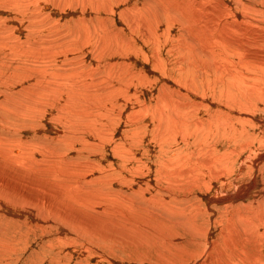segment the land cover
<instances>
[{"label":"rangeland","instance_id":"rangeland-1","mask_svg":"<svg viewBox=\"0 0 264 264\" xmlns=\"http://www.w3.org/2000/svg\"><path fill=\"white\" fill-rule=\"evenodd\" d=\"M114 1L0 0V264H264V156L249 137L253 122H245L264 117V106L254 109L252 92L254 103L236 104L218 77L231 65L234 76L264 88V78L235 75L242 53L226 36L239 17L219 18L218 10L213 25L205 5L217 10L220 0H168L180 18L149 41L126 25L123 9L136 2ZM147 1L137 0L138 14ZM253 18L264 25L262 15ZM225 45L226 61L218 56ZM262 49L245 60L257 62ZM162 111L172 113L167 129L158 126ZM209 134L215 143L207 151ZM171 162H183L175 169L180 182L171 181ZM236 176L249 186L233 188ZM66 180L86 185L68 189ZM10 193L47 202L33 210ZM47 214L57 223H43Z\"/></svg>","mask_w":264,"mask_h":264},{"label":"bare ground","instance_id":"bare-ground-1","mask_svg":"<svg viewBox=\"0 0 264 264\" xmlns=\"http://www.w3.org/2000/svg\"><path fill=\"white\" fill-rule=\"evenodd\" d=\"M51 1V0H50ZM111 1V5H113V4H115V5H118L114 0H110ZM131 1H135L136 2V6L134 5V6H130V7H128V10H127V8H124L123 9V15L126 17V19H127V22H126V25H127V27H128V29H130V31H136V30H143L144 31V33H149V41L150 40H155L154 38H153V35H152V33L153 32H155L156 30L158 31L160 28H164V25L165 24H167L169 21L168 20H173V19H177V21H178V19L180 18V17H175V14H174V8H173V6H170L169 4L171 3V2H169L168 0H148L147 2H145V4H140V6H141V9H142V11H141V13H139L138 14V6H139V3L137 4V0H131ZM144 1V0H143ZM172 1V0H171ZM176 1V0H175ZM187 1V0H186ZM192 1H194V0H192ZM47 2V1H46ZM54 2H56V0H52V3H54ZM189 2V1H188ZM195 2V1H194ZM244 2V0H220V6L218 7V9L216 10L214 7H212V9L210 8V7H207L206 5H205V9H206V11L208 12L209 10L211 11V13H214V15H213V17L211 18V17H209V18H211V21H213L214 20V16L216 15L215 13L218 11V10H221L223 13L220 15V16H218L219 18H222V19H225V13L224 12H226L229 16H232V17H235V16H238L239 18H234V22H235V30H234V32H233V35L232 36H229V35H227L226 36V38H228V41H230V42H234V45L232 46V48L236 45V47L234 48V51L235 52H237L239 49H241V53H242V56H238L237 57V59H236V61H237V63L239 64V65H241V66H237V67H234L235 69H236V71H235V75H240V74H242V75H244V74H246V73H248V74H246V75H249L250 76V74L253 76V77H255V78H258V79H263L264 78V74L262 73V71H264V64L262 65V67H261V65H260V62L261 61H263L264 60V50L262 49L261 50V53L258 55V60H257V62H255L254 60H253V58H252V56L251 55H248V60H245V58H244V55L246 54V52H257L256 51V49L257 48H259V47H264V25L261 23V22H259V21H256V20H254V18H253V13L254 12H257V14H259V15H262V17L264 18V0H245V2ZM57 3V2H56ZM131 3H133L134 4V2H131ZM187 3V2H186ZM198 3V2H197ZM200 3H201V1H200ZM43 4V3H42ZM92 4V3H91ZM109 4V3H108ZM179 4V3H178ZM182 4V3H181ZM189 4V3H188ZM205 4V3H204ZM52 5V4H51ZM94 5V4H93ZM110 5V6H111ZM131 5V4H130ZM155 5V6H154ZM203 5V4H202ZM42 6H44V8H50L51 6L48 4V3H44ZM109 6V5H108ZM109 6V7H110ZM177 6V5H176ZM186 6H187V4H186ZM190 6V4L187 6V7H189ZM198 6H199V4H198ZM209 6V5H208ZM112 8V7H111ZM110 8V9H111ZM154 8V9H153ZM193 8H195V6L193 7ZM203 9H204V7H202ZM158 10L159 12L158 13H154L155 11L154 10ZM190 9V8H189ZM203 9H202V11H203ZM181 10V9H180ZM194 12H197V13H199L198 15L199 16H201L202 14L200 13V12H202L201 10L198 12V9H197V11L195 10V9H192ZM111 10H109V12H110ZM113 11V10H112ZM177 12V11H176ZM182 12H184V10L182 11ZM187 12V11H186ZM189 12V11H188ZM193 12V13H194ZM206 12V13H207ZM105 13V12H104ZM107 13V12H106ZM180 12H178V14H179ZM185 13V12H184ZM203 13V12H202ZM205 13V14H206ZM209 13V12H208ZM210 13V14H211ZM181 14H183V13H181ZM190 14V13H189ZM188 14V17L190 16ZM195 14V13H194ZM193 14V15H194ZM204 14V15H205ZM209 14V15H210ZM252 15V22H248L247 20H246V18H250L251 17V15ZM185 15H186V13H185ZM193 15L190 17V18H192L193 17ZM196 15V14H195ZM204 15H202V16H204ZM177 16V15H176ZM198 16V17H199ZM201 16V17H202ZM206 16V15H205ZM204 16V17H205ZM107 17V16H106ZM173 17V18H172ZM175 17V18H174ZM104 18H105V16H104ZM172 18V19H171ZM183 18V17H182ZM187 18V17H186ZM216 19V18H215ZM104 20V19H103ZM106 20V19H105ZM182 20L183 19H181V22H182ZM192 20V19H191ZM197 20H199L198 18H197ZM196 20V21H197ZM201 20V19H200ZM130 21H132L131 23H130ZM166 21H167V23H166ZM180 21V20H179ZM184 21V20H183ZM188 21V20H187ZM205 21V20H204ZM207 21V20H206ZM209 21V20H208ZM210 21V22H211ZM249 21H251V19H249ZM180 22V23H181ZM203 22V21H202ZM175 23V22H174ZM179 23V22H178ZM189 23V22H188ZM191 23H193L192 21H191ZM195 23V22H194ZM193 23V24H194ZM198 23V22H197ZM205 23V22H204ZM102 24V23H101ZM100 24V25H101ZM192 24V25H193ZM206 24V23H205ZM208 25H209V23H207ZM98 25V24H97ZM169 25H170V23H169ZM180 25V24H179ZM183 26H184V24H182ZM189 25H190V23H189ZM204 25V24H203ZM202 25V27H204ZM213 25H215V22L213 21ZM207 26V25H206ZM217 26L221 29V32L224 30V27H225V25H223L222 24V21L220 22V23H218L217 24ZM208 27V26H207ZM213 26H211V28H212ZM95 28V27H94ZM106 28V27H105ZM139 28V29H138ZM165 28H167L166 27V25H165ZM164 28V29H165ZM185 28H186V26H185ZM123 29V28H122ZM200 29V28H199ZM204 29V28H203ZM198 30V29H197ZM196 30V31H197ZM205 30V29H204ZM125 31V30H124ZM163 31V30H162ZM200 31H202V30H200ZM90 32H92V31H90ZM94 32V31H93ZM107 32V31H106ZM105 32V33H106ZM88 33V32H87ZM162 33V32H161ZM175 33V32H174ZM195 33V32H194ZM193 33V34H194ZM198 33V32H197ZM112 34H113V32H112ZM118 34H120V33H117L116 35H117V37H118ZM259 34V35H258ZM94 35V34H93ZM198 35V34H197ZM257 35H258V37H260V36H263V38L262 37H260V38H258L257 37ZM172 36V35H171ZM178 36V35H177ZM193 36V35H192ZM89 37V36H88ZM96 37V36H95ZM102 37H107V35H103L102 34ZM114 37H116V36H114ZM142 38H143V36H141ZM159 37V36H158ZM173 37H174V35H173ZM176 37V36H175ZM193 37H195V36H193ZM100 38V37H99ZM112 38V37H111ZM160 38V37H159ZM197 38H199V37H197ZM201 38V37H200ZM204 38H205V36H204ZM94 39V38H93ZM108 39V38H107ZM115 39V38H114ZM144 39H145V37H144ZM193 39V38H192ZM192 39H190V40H192ZM219 39H221V37L219 36ZM116 40V39H115ZM115 40H112V41H115ZM159 40V39H158ZM185 40V39H184ZM194 40H195V38H194ZM193 41V40H192ZM203 41H204V39H203ZM206 41V40H205ZM173 42V41H172ZM188 42H189V40H188ZM198 42H200V41H198ZM166 43V42H165ZM189 43H192V42H189ZM204 43V42H203ZM120 44V43H119ZM123 44H125V43H123ZM157 44V43H156ZM163 44V43H162ZM117 45V44H116ZM200 45H201V43H200ZM106 46V45H105ZM121 46H122V44H121ZM203 46H205V45H203ZM227 45H225V48H224V50H222V49H219L220 50V55H218V56H220V57H224V59H225V61L228 59V57H229V54H228V51H229V48H227L226 47ZM98 47V46H97ZM100 47H102V46H100ZM103 47H104V45H103ZM118 47V46H117ZM123 47V49H125L124 48V46H122ZM197 47H198V45H197ZM214 47V46H213ZM105 48V47H104ZM121 48V47H120ZM199 48V47H198ZM94 49V48H93ZM122 49V50H123ZM197 49V48H196ZM204 49V48H203ZM100 50V49H99ZM118 50V49H117ZM187 50H189V49H187ZM120 50H118V52H119ZM195 51V50H194ZM97 52V51H96ZM122 52V51H121ZM125 52V51H124ZM187 52V51H186ZM189 53H191L190 51H188ZM107 53V52H106ZM200 54H201V52H200ZM202 55V54H201ZM98 59V58H97ZM186 59V58H185ZM197 59V58H196ZM232 60V59H231ZM246 62H250V63H252L253 64V66L255 67V69H256V71H259V72H261V74L259 75V73H258V76L256 75V73H255V71L253 70V66H251L252 68H246V66H245V63ZM205 63V62H204ZM230 63V62H229ZM244 64V65H243ZM186 65V64H185ZM204 66H205V64H204ZM231 65L228 67V68H223L222 69V72H221V74H219L218 75V77L220 78V77H224V78H226L227 80H228V82H224V81H221L220 83H222L223 84V86L225 87V88H227V89H224L222 92L225 94V96H230L232 99H233V97H236V99L237 100H233V102H235L236 104H239L240 106L242 105V100H244L245 101V99H243V98H246V99H250V101L252 102V103H254V97H255V107L256 108H254V109H256V111H258L257 109H261L260 108V106H264V102L262 103V100L264 101V88L260 85V83L259 82H257V79H254V78H252V80L251 81H246L245 79H244V76H234V74H233V72L231 71ZM252 69V70H251ZM193 74V73H192ZM196 75V74H195ZM186 76H189V73L186 75ZM197 77V76H196ZM201 78V77H200ZM192 79H190V81H191ZM120 81L121 82H123V83H125V80L124 79H120ZM192 81H194V80H192ZM151 82V81H150ZM208 82V81H207ZM263 82H264V79H263ZM257 83V85H255ZM151 84V83H150ZM195 84V83H194ZM231 84H234L235 86L233 87ZM114 84H112V86H113ZM63 86V85H62ZM183 86V85H182ZM90 87V86H89ZM189 87V86H188ZM171 89V88H170ZM79 90V89H78ZM82 90H84V89H82ZM166 90V89H165ZM58 91H59V88L54 92V93H58ZM66 92V91H65ZM77 91H75V93H76ZM253 93V95H254V97H253V95H252V93ZM79 93H83V92H79ZM73 94V93H72ZM77 94H78V92H77ZM64 95H66V94H64ZM69 95H71V93L69 94ZM73 95H75L76 96V94H73ZM191 95V94H190ZM80 95H78V97H79ZM81 96H82V94H81ZM111 96H113V95H109V98H111ZM170 96H172V94L170 95ZM84 97H87V96H84L83 95V98ZM90 97V96H89ZM88 98V97H87ZM86 98V99H87ZM123 98H124V96H123ZM126 98V97H125ZM171 98V97H170ZM169 98V99H170ZM68 99H70V98H68ZM75 99V98H74ZM126 100V99H125ZM76 101V100H75ZM128 101V100H127ZM138 101V100H137ZM61 102H63V101H61ZM164 102V101H163ZM162 102V103H163ZM195 102V101H194ZM128 103V102H127ZM131 103V102H130ZM129 103V104H130ZM139 103V102H138ZM54 105V104H53ZM53 105H51V106H53ZM57 105V104H56ZM66 106L67 104H63V106ZM146 104H144V106H145ZM162 105V104H161ZM3 106V105H2ZM51 106H49V107H51ZM61 106V105H60ZM68 106V105H67ZM138 106V105H137ZM197 106V105H196ZM243 106V105H242ZM142 107V106H141ZM165 107V106H164ZM57 108V107H56ZM62 108V107H61ZM129 108V107H128ZM134 108V107H133ZM149 108V107H148ZM53 109H54V107H53ZM59 109V108H58ZM132 109V108H131ZM51 110V109H50ZM148 110V109H147ZM261 110H264L263 108L261 109ZM52 111H54V110H52ZM143 111V110H142ZM245 111V110H244ZM139 112H141V110L139 111ZM248 112V111H247ZM52 113V112H51ZM57 113V112H56ZM129 113V112H128ZM136 113V112H135ZM138 113V112H137ZM142 113V112H141ZM215 113V112H214ZM213 113V114H214ZM218 113V112H217ZM220 113V112H219ZM131 114V113H130ZM149 114V113H148ZM171 112H167V111H162V114H159L160 115V117H159V119H158V123H159V125L158 126H160V125H163L164 126V128H166L167 129V126H166V124H167V122H166V124L164 125V124H162L163 122H165V121H167V120H171L172 121V116H171ZM189 115V114H188ZM194 115V114H193ZM204 115V114H203ZM220 115V114H219ZM178 116V115H177ZM204 116H206V115H204ZM217 116V115H216ZM224 116V115H223ZM60 117V116H59ZM193 117H195V116H193ZM199 117V116H198ZM248 116H246V118H245V122H247L249 125H250V123L252 124V122H253V124H254V127H255V130H251L252 132H250L249 131V137L250 138H253V140L255 141V140H257V141H255L256 142V144L259 146V151H263V155H261V156H258V157H263L264 156V117H262L261 115H260V117H258V116H254V115H252V118H247ZM141 119V118H140ZM175 119V118H174ZM177 119V118H176ZM178 119H180V118H178ZM192 119V118H191ZM197 119V118H196ZM195 119V120H196ZM216 119V118H215ZM227 119V118H226ZM187 120H189V119H187ZM194 120V119H193ZM199 119H197V121H198ZM207 121H208V119H206ZM210 120V119H209ZM66 121V120H65ZM137 121V120H136ZM174 121V120H173ZM206 121V122H207ZM211 121V120H210ZM212 121H214V120H212ZM218 121V120H217ZM225 121V120H224ZM184 122V121H183ZM216 122V121H215ZM220 122V121H219ZM140 123V122H139ZM176 123H178L177 121H176ZM195 123V122H194ZM208 123H209V121H208ZM207 123V124H208ZM211 123H213V122H211ZM256 123H258L259 124V126H257L256 125ZM172 124V123H171ZM191 124V123H190ZM196 124V123H195ZM252 124V125H253ZM176 125V124H175ZM186 125V124H185ZM209 125H211V124H209ZM251 125V126H252ZM103 126V125H102ZM140 126V125H139ZM207 126V125H206ZM168 127H169V125H168ZM183 127H184V125H183ZM182 127V128H183ZM191 127H192V125H191ZM197 127H198V125H197ZM214 127V126H213ZM216 127H217V125H216ZM219 128L221 127V126H218ZM69 128V127H68ZM185 128V127H184ZM218 128V129H219ZM181 129V128H180ZM198 129V128H197ZM200 129H201V125H200ZM206 129V128H205ZM217 129V128H216ZM223 129V128H222ZM253 129V128H252ZM257 129V130H256ZM59 130V129H58ZM163 130V129H162ZM171 130V129H170ZM184 130V129H183ZM192 130H193V127H192ZM224 130V129H223ZM61 131V130H60ZM174 131H175V129H174ZM194 131V130H193ZM221 131V130H220ZM63 132V131H62ZM160 132V131H159ZM162 132V131H161ZM163 132H165L164 130H163ZM187 132V131H186ZM207 132H209V130L207 131ZM206 132V133H207ZM229 132H231V130H227V132L226 133H229ZM66 133V132H65ZM166 133H168L167 131H166ZM170 133H171V137L174 135H177L178 133H179V130H176L175 132H169V136H170ZM188 133V132H187ZM193 133H195V131L193 132ZM199 133V132H198ZM211 133V132H210ZM226 133H224L223 131H222V133H220V135H219V138L220 139H224L225 138V134ZM197 134V133H196ZM63 134H61V136H62ZM66 134H64V136H65ZM184 135V134H183ZM182 135V136H183ZM222 135V136H221ZM67 136V135H66ZM69 136V135H68ZM186 136H188V135H186ZM185 138V137H184ZM188 138V137H187ZM206 138H207V141L208 142H206L204 145V149H206L207 151H208V149L207 148H210V147H212L213 145H214V143H215V138H214V136L211 134H209V136L208 137H205V139L204 140H206ZM179 139V138H178ZM186 139V138H185ZM69 140V139H68ZM210 143H211V146H210ZM76 143H71V145L70 146H74ZM213 144V145H212ZM88 145V144H87ZM44 148V147H43ZM198 148H201L200 146L198 147ZM202 150V149H201ZM201 150H199L200 152H201ZM197 151H198V149H197ZM203 151V150H202ZM170 152H176V154H177V151L175 150V149H171L170 150ZM204 153V152H203ZM206 153V152H205ZM204 153V154H205ZM172 154V153H171ZM199 154V153H198ZM201 155V154H200ZM199 158V157H198ZM182 160V159H181ZM199 160H200V158H199ZM169 165L167 166V167H169V166H171V172H172V178H171V181H173V183H176V182H180L181 181V179H179V180H176V178H177V172H175V169L178 167V166H182V164H183V162L182 163H180V164H177V163H168ZM166 164H164V166H165ZM139 169H140V167H138ZM179 168V167H178ZM138 169V170H139ZM166 170V169H165ZM169 170V171H170ZM179 170V169H178ZM178 173H180V171L178 172ZM262 173H264L263 171H262ZM184 174V173H183ZM167 176H168V174H167ZM31 177V176H30ZM34 178H36L34 181H36L37 180V178L38 177H34ZM169 178V177H168ZM242 178H244V177H241V176H236V178H233L232 179V181H231V184L233 185V188H236V187H241L243 190L245 189V188H247L248 186H249V181H247V180H243ZM59 179L61 180V182H62V179H61V176H59ZM30 180H31V178H30ZM258 180H259V178L256 176L255 177V180L254 179H252V181H253V183H256V182H258ZM28 181H29V179H28ZM33 181V182H34ZM84 182L83 183H80L81 181H79V182H75V184L74 183H68L69 181L68 180H66V188H70V189H72V188H78L79 186L81 187V186H85L86 185V181L85 180H83ZM89 182H92V179L91 180H88ZM32 182V183H33ZM30 181H29V183H28V185L30 184H32ZM173 183L171 182V185H173ZM210 183H212V182H210V181H208V182H206V184L209 186L210 185ZM90 185V184H89ZM208 186H207V189H209L208 188ZM15 187V186H14ZM252 188V190H253V188L254 187H251ZM75 189V190H76ZM7 190V189H6ZM14 190V189H13ZM24 190V189H23ZM210 190H211V193L213 194V195H215L216 193H217V190H215L214 188H210ZM9 191V190H8ZM18 191V190H17ZM209 191V190H208ZM15 192V191H14ZM20 192V191H19ZM7 193H9V192H7ZM6 193V194H7ZM12 193V192H11ZM11 193H10V198H13V197H15V196H13V194L11 195ZM17 193V192H16ZM210 193V192H209ZM208 193V194H209ZM5 194V195H6ZM20 194V193H19ZM9 195V194H8ZM16 195H18V194H16ZM22 195V194H21ZM20 195V196H21ZM25 195V194H24ZM27 195V194H26ZM83 195V193L81 194V195H79V196H82ZM27 196H29V195H27ZM27 196L24 198V197H22V198H19V195H18V198H17V196L15 197V198H13V199H15V200H17L19 203H21V204H23V201H26V205H28V206H31V207H33V210H36V209H39V208H43V207H45V204H46V200H43V201H39L40 199H42V198H39V200H38V198H37V200H34V199H32V197L30 196V198L29 199H32V200H29L28 198H27ZM9 198V199H10ZM28 199V200H27ZM35 199H36V197H35ZM251 199V198H250ZM10 200H12V199H10ZM76 200H78V199H76ZM14 201V200H13ZM12 201V202H13ZM252 201V200H251ZM94 202L96 203V204H100V199L98 198V200H94ZM253 202H256V201H253ZM13 203H15V202H13ZM6 205V204H5ZM13 205V204H12ZM12 205H11V201H9V204L8 205H6V206H8L10 209L12 208ZM114 208V207H113ZM112 208V209H113ZM27 210V209H26ZM122 210V209H121ZM57 211H59V210H57ZM22 211H20V213H21ZM51 212V211H50ZM22 213H25V211L24 212H22ZM21 213V214H22ZM29 214H31L30 212H28ZM34 213V212H33ZM20 214V216H23V215H21ZM25 215H26V213H25ZM24 215V216H25ZM32 215V214H31ZM39 215V214H38ZM44 215H46V214H44ZM48 215V214H47ZM30 216V215H29ZM42 218H43V223H46L47 222V224H49V223H52V222H55V220H53L51 217H50V215H48V216H42ZM169 218H171V217H169ZM24 220V219H23ZM38 220V219H37ZM174 220V219H173ZM26 221V220H25ZM34 221V220H33ZM40 221V220H39ZM238 222H239V224H242V218H240L239 220H238ZM27 223V222H26ZM34 223H36V222H34ZM57 222H55L54 224H56ZM65 226V225H64ZM67 227V226H66ZM75 227V226H74ZM57 228V227H56ZM46 229V228H45ZM75 229V228H74ZM82 230L85 232L86 230L85 229H83L82 228ZM72 231V230H71ZM87 231H89V232H91V233H93L94 232V229L92 228H87ZM59 232V231H58ZM74 233V232H73ZM246 233V235H247V231L245 232ZM71 234V233H70ZM94 234H95V232H94ZM93 234V235H94ZM244 234V233H243ZM242 235V234H241ZM208 236V237H207ZM207 236H206V239L208 240V242H209V244H207L206 246H207V248L209 249L210 247H212V245H213V242L211 241L212 240V238H211V235L210 234H207ZM58 237V236H57ZM263 238H264V233H263ZM48 240V239H47ZM53 240V239H52ZM246 240V239H245ZM245 240H243V241H245ZM215 243H217L216 241H214ZM240 244H241V242H240ZM6 245V244H5ZM8 245V244H7ZM239 245V244H238ZM7 247V246H6ZM9 248V247H8ZM255 248H257L256 246H255ZM10 250V249H9ZM8 251V250H7ZM11 251V250H10ZM252 251V250H251ZM9 253V252H8ZM254 253V252H253ZM252 253V254H253ZM3 255V254H2ZM197 261H198V259H197ZM207 264V263H206Z\"/></svg>","mask_w":264,"mask_h":264}]
</instances>
